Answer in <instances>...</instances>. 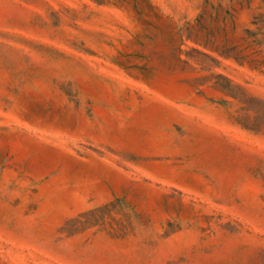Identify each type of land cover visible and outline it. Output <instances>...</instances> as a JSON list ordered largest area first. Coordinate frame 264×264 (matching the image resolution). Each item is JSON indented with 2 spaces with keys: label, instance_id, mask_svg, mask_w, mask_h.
Listing matches in <instances>:
<instances>
[{
  "label": "rangeland",
  "instance_id": "obj_1",
  "mask_svg": "<svg viewBox=\"0 0 264 264\" xmlns=\"http://www.w3.org/2000/svg\"><path fill=\"white\" fill-rule=\"evenodd\" d=\"M0 264H264V0H0Z\"/></svg>",
  "mask_w": 264,
  "mask_h": 264
}]
</instances>
